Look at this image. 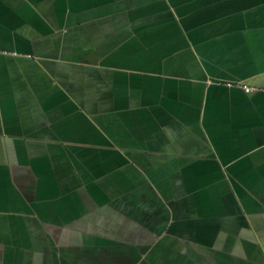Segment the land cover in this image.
<instances>
[{"label":"crops","instance_id":"0c3cea01","mask_svg":"<svg viewBox=\"0 0 264 264\" xmlns=\"http://www.w3.org/2000/svg\"><path fill=\"white\" fill-rule=\"evenodd\" d=\"M0 264H264V0H0Z\"/></svg>","mask_w":264,"mask_h":264},{"label":"built area","instance_id":"2783aa9c","mask_svg":"<svg viewBox=\"0 0 264 264\" xmlns=\"http://www.w3.org/2000/svg\"><path fill=\"white\" fill-rule=\"evenodd\" d=\"M227 85H231V83H227ZM236 86L241 87L244 91L248 92L251 91L252 88L250 86L241 84L240 82L235 83Z\"/></svg>","mask_w":264,"mask_h":264}]
</instances>
